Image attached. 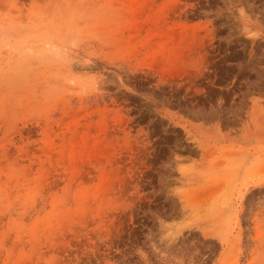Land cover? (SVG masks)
I'll return each instance as SVG.
<instances>
[{
  "label": "rangeland",
  "instance_id": "obj_1",
  "mask_svg": "<svg viewBox=\"0 0 264 264\" xmlns=\"http://www.w3.org/2000/svg\"><path fill=\"white\" fill-rule=\"evenodd\" d=\"M0 264H264V0H0Z\"/></svg>",
  "mask_w": 264,
  "mask_h": 264
}]
</instances>
